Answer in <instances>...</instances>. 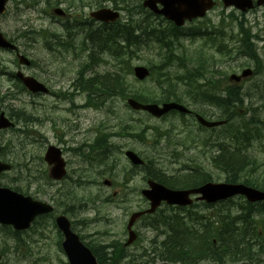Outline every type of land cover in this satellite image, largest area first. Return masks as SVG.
Here are the masks:
<instances>
[{"label":"rangeland","instance_id":"obj_1","mask_svg":"<svg viewBox=\"0 0 264 264\" xmlns=\"http://www.w3.org/2000/svg\"><path fill=\"white\" fill-rule=\"evenodd\" d=\"M47 3L52 5L46 6ZM138 3L141 6L142 0H130L129 9L132 11H124L121 17L122 24H127L131 17L134 23L140 22L141 27H147L145 36L140 35L139 31H133L135 36L139 37L128 45L132 47L131 53L125 56L128 58V63L122 68L117 67L118 62L106 57L107 52L102 50L100 54L104 60L105 57L108 59V63L94 68L92 73H90L91 70H87L88 68L83 70L87 51L78 53V50H75L77 54L71 56L66 55L69 50L65 48L49 52L43 48L41 35L43 33L62 35L61 24H66L69 28V24L87 21L88 14L96 6L112 8L113 3L109 0H11L6 12L0 18V32L14 41L20 52L34 62L31 69H22V72L47 84L53 92L51 96L37 97L22 92L21 87L15 86L8 78L9 74L17 70L14 56L0 50V97L4 99H0V111H3L15 124L13 128L0 132V146L3 149L0 159L11 162L14 167L10 173L4 174L0 179V186L13 190L20 189L22 193L30 194L28 196L36 201L52 203L50 199L55 198L58 201L56 211L65 212L74 230L82 234L87 242L92 240L107 243L114 241L113 238H109L112 235L116 241L123 242L126 238L124 228L129 214L144 205L138 193L143 188L142 173H137V176L128 184L127 192L132 193L130 202L118 203L116 197L115 203L104 202L105 198L113 197V193L119 189L116 188L117 182L121 180V176L125 177L126 171L130 169L131 165L123 156L125 150H132L143 160L155 161L153 165L150 163V166H153L156 171L163 170L167 175H179V172L184 175L185 173L180 171L183 169L182 166L190 164L191 171H204L211 181L225 182L228 175L226 170L218 163H215L214 167L211 166L207 159L210 160L211 156L221 152L222 144L229 143L237 137V141H234L235 146L248 155L238 174L240 180L248 177L264 188V86L255 89L250 85L247 90L245 89L249 94L248 98H244V103L238 104L237 108L231 112V117L228 116L231 119L230 122L228 120V126L223 129H214L212 133L208 130H200L190 117L182 118L171 113L163 118H151L143 113L131 111L125 105V96L130 97L133 93H141L157 100L160 93L169 91L168 83L171 82L176 88V95L178 94L183 104L194 113L208 119L223 116L227 107H220L215 101L214 79L201 75L202 71H200L195 79L199 81L198 83L175 82V75L183 74L181 68L184 62L175 69H171L173 65L171 67L169 65L171 61L178 62L180 54L190 61L195 57V52L201 54L203 65L206 62L207 52L214 50L216 56L213 60H209L208 64L212 70L208 69L206 72L214 71L215 80L220 82V87H224L228 84L227 77L244 64V60L236 58L237 52L234 50L247 51L251 47L246 46V41L237 43L238 41L232 40L225 43L226 47L220 43L211 42L199 48L198 39L195 44L191 43L187 37L177 40L174 35H169L172 31L170 23L162 18H153L146 11L149 15L143 13L144 11L134 10ZM55 4L57 6H54ZM31 5L33 7H30ZM52 6L61 7L71 15L70 23L49 18L46 12L50 11ZM230 13V9L224 10L218 0L216 7L206 16L205 21L209 20L208 22L186 23L181 32L185 33L193 28L196 33L205 34L210 23L219 26L222 22L231 30V35L233 30L236 32L238 29L240 32L245 26L251 27V32L254 34H262L264 6L243 14L244 19L240 13L234 11V14L229 17L235 16L237 22L227 18ZM145 18H148V22H152L153 25L147 24ZM92 25L93 28L98 27V24ZM151 29L155 32L152 33ZM229 29L226 30L227 33ZM97 33L94 35L96 36ZM82 36V33H78L76 40L80 41ZM256 48L259 52L262 51L259 41L256 43ZM222 49H224L222 51L224 58L219 57V50ZM87 59H89L88 56ZM95 63L98 62L95 61ZM138 65L152 69L154 72L152 77L142 82L135 80L132 76V68ZM184 67L190 68V63L185 64ZM81 69L82 76L95 74L96 81L102 76L112 81L116 74L120 78L123 77L125 96H116V88H114L110 99L105 98L104 107L86 110L79 108L85 98L90 106L97 99L94 93L89 92L87 86L83 87L89 90L84 91L85 94H81L73 87L72 81L76 82L75 80L77 85L81 86L78 83L79 75L77 74ZM165 71L171 75L168 76V82L164 84L161 80L162 83L155 80L157 76H161L158 73H165ZM191 74L195 75L192 71ZM258 82L260 80L254 79L250 83ZM181 88L185 95H181ZM60 94H64L66 98L57 97ZM242 110H248L247 115ZM27 116L31 118L27 119ZM249 121L253 122L252 125L248 130H244ZM120 130L123 133L128 131L134 137L125 138L117 132ZM141 130L143 134H139ZM256 130L260 131L255 132ZM115 132L116 151L112 150L108 154L109 161L105 172L97 166L90 167L89 164H83L77 158L85 142H92L95 135L102 136ZM49 145L59 147L68 162L69 175L66 180L57 184H51L46 180L43 167L42 158ZM154 169L150 168L151 171ZM100 172L104 173L99 174ZM116 175L119 176L116 177ZM104 180H109L112 187L102 185ZM37 189L40 193H36ZM61 195H65V199H60ZM241 202V200H234L225 207ZM219 209L222 212L227 210L219 206L204 208L197 205L191 213L193 219L190 217L189 221L198 229L206 220L214 221L215 224ZM238 209L230 208L229 210L235 214L239 212ZM180 214L187 216L185 212ZM10 231H12L10 228L0 226V252L3 253L0 264H66L64 254L58 247L61 236L54 226L53 215L38 219L31 229L19 233L16 240L11 238ZM137 231L140 239L129 249V252L139 255L141 251H138L142 247L148 248L154 233L144 228L142 222L138 223ZM155 240L160 241V239ZM148 255L151 256L150 253ZM145 259L146 257L142 258V260ZM202 264L214 263L207 261ZM225 264H264V254L260 256L258 263L230 261Z\"/></svg>","mask_w":264,"mask_h":264},{"label":"trees","instance_id":"obj_2","mask_svg":"<svg viewBox=\"0 0 264 264\" xmlns=\"http://www.w3.org/2000/svg\"><path fill=\"white\" fill-rule=\"evenodd\" d=\"M113 3V6L124 11L131 12L129 9L128 0H109ZM136 11L143 12L140 4H136ZM146 23H148V18H145ZM147 27H141L140 22H133L130 17L127 21V24H122L117 22L116 25H112L110 29H106L102 35L97 33L92 35L88 34L90 38H93L99 47L103 46L105 51L113 53L116 50V63L122 68V66L128 63V58L125 56L131 53V44L132 41H135L139 36H135L133 31L140 32V35L145 36V31ZM179 30L175 29V36H178ZM151 32L154 33L155 30L151 29ZM192 36L193 34H189ZM119 56H121L119 58ZM211 61V59H210ZM192 67L191 71L195 75L189 73L190 71H185L182 75H175V80L177 82H183L186 84L198 83V80H195L200 71L205 73L211 66L208 63L202 65L201 61H191ZM195 63V64H194ZM151 69V74H153ZM211 74V72H207ZM202 74V73H200ZM164 79L167 76H171L169 73H161ZM159 77H161L159 75ZM87 80V82H86ZM159 82H165L164 80H158ZM197 81V82H196ZM161 82V83H162ZM78 83L85 87L87 86L89 90L87 91L92 93V90L101 86V89L111 91L116 88V96L124 97L125 92V83L123 77L120 78L116 74V77L113 79V82L110 78L102 76L98 81L94 77L89 79H82L80 74L78 78ZM109 83H113V86ZM108 85V86H107ZM111 85V86H110ZM116 85V86H115ZM184 88V87H183ZM181 88V90L183 89ZM192 90V89H191ZM135 100L140 102H156L155 99L148 98L141 93H134L131 95ZM162 97L158 101H176L180 102L181 98L176 95L169 94V91L160 93ZM126 97V96H125ZM234 99L239 102V98L234 97ZM238 99V100H237ZM220 107L225 106V101H216ZM234 104L232 102L230 105ZM22 116V115H20ZM249 124L246 123L244 130H248ZM238 138L235 137V140ZM246 157L242 153H221L217 157L218 165H221L227 175V182L236 183L240 181L238 176L239 172L242 170V164L244 163ZM238 164V165H237ZM151 171V170H149ZM160 171L155 169L151 171L152 174H159ZM158 182L163 183L164 185L171 188H190L196 187L201 183L205 182L206 177L201 176H189L183 182L179 183L176 178L168 177L166 178L160 173V177H150ZM242 183L248 186L255 188H260L258 184L251 181L246 177L243 179ZM261 189V188H260ZM18 192H21L20 189H17ZM36 193H38L36 191ZM247 205V206H246ZM244 210H241L238 214H232L230 210L222 212L221 209L218 211V220L209 221L206 220L205 223L200 224V229H194V227L188 225L183 218L178 214H174L172 218L167 220H161L160 224L157 223L156 228L158 231L162 229V233H165V237L162 242L159 244V258L164 261L179 263V264H199L201 261L207 260L214 264H223L225 259L227 261H256L257 263L260 260V256L264 254V204L250 205L246 204ZM226 206V205H225ZM179 218V219H176ZM160 225V226H159ZM173 226V227H172ZM162 227V228H161ZM165 228V229H163ZM194 230V231H193ZM10 236L14 240L18 238L19 233L10 231ZM3 252V250H2ZM152 263V260L150 264ZM144 264H148L145 262Z\"/></svg>","mask_w":264,"mask_h":264},{"label":"water","instance_id":"obj_3","mask_svg":"<svg viewBox=\"0 0 264 264\" xmlns=\"http://www.w3.org/2000/svg\"><path fill=\"white\" fill-rule=\"evenodd\" d=\"M6 0H0V14L4 11V4ZM224 7L232 6L240 11H247L253 8L251 0H222ZM264 0H259L256 5H261ZM157 4L161 6L158 10ZM214 5V0H145L143 6L151 11L163 15L166 19L173 22L176 26H181L185 20H192L197 17H203L207 10H210ZM56 15H62L61 10H55ZM91 17L95 20L104 23H113L119 18V13L111 9H100L91 13ZM0 48L4 50H14L15 47L9 43L0 33ZM20 64L29 65V62L23 57L18 56ZM135 76L142 80L148 75L145 68L137 67L134 69ZM16 76L21 80L24 87L31 93L45 91V88L31 77H24L17 73ZM128 105L135 110H143L154 117H160L170 110L179 112H186V109L177 103H166L162 107L154 104L140 105L132 99L128 100ZM198 121L206 127H214L220 123H207L202 118L198 117ZM12 124L8 122L3 114H0V129L11 127ZM126 156L130 161L139 165L141 160L132 152H127ZM46 163L51 167L50 176L53 179H61L65 174L64 162L60 157V151L54 147H49L44 157ZM10 167L0 163V173L9 170ZM150 190L142 191V195L149 200L150 209L146 213H153L161 202L169 205L185 206L190 205L192 201L189 195L200 194L201 197L197 200L205 201L206 203H214L218 200H223L234 195H241L246 198L248 202L264 201V192L258 191L240 184H213L208 183L199 189L189 191H169L165 188L149 183ZM51 212V208L39 202H34L30 198H25L9 189L0 188V224L11 226L16 231L27 229L31 222L38 215ZM139 213L133 214L129 221V227L133 221L139 217ZM56 224L63 233L65 241L63 242V250L67 256L69 264H95L94 258L90 252L85 249L77 240V238L70 232L69 224L63 217L56 219ZM134 235L130 233V240L132 241Z\"/></svg>","mask_w":264,"mask_h":264},{"label":"flooded vegetation","instance_id":"obj_4","mask_svg":"<svg viewBox=\"0 0 264 264\" xmlns=\"http://www.w3.org/2000/svg\"><path fill=\"white\" fill-rule=\"evenodd\" d=\"M245 29L251 30V27H246L245 26ZM254 37H255V35H251V38L250 39H251V41L255 45L254 48H253V51H254V53L257 56V61L256 60H252V59L251 60H248L246 67L247 68L248 67H251L253 69L252 70V75H250L249 77H247L245 79H242L241 80V83H242L241 85L244 84V86L246 88H248L251 85V86H254L255 89H257L259 87L264 86V80H262V75H263L262 72H263V69H264L263 68V65H264V23H263V31H262V34L260 33V35H257V39H256L257 41H255V38ZM258 41L261 43V49H262V51H260V52L256 48V43ZM244 69H246V68H244ZM253 79H258V80H260V82H258L256 84L250 83ZM43 84L46 85V87H47V84H45V83H43ZM230 85L233 86V84H230ZM48 95L49 96L53 95V92L51 91V89H49V94ZM242 100H244V99H241V101ZM229 107L232 108L231 105ZM229 107H227L226 109H229ZM187 116H189L190 118L191 117L194 118V113L191 111ZM107 139H108L109 142H111L113 144L112 145V148L114 149V151H116V132L115 133H112V135H109V137ZM207 160H208L209 163H211V166H213L211 159L210 160L207 159ZM190 166H192V165H190ZM114 196H116V198L117 197H122V200L123 201H130L131 200V193L130 192H127V190H124V193H123V190L120 189V188L118 190H116V193L113 194V197Z\"/></svg>","mask_w":264,"mask_h":264},{"label":"bare ground","instance_id":"obj_5","mask_svg":"<svg viewBox=\"0 0 264 264\" xmlns=\"http://www.w3.org/2000/svg\"><path fill=\"white\" fill-rule=\"evenodd\" d=\"M78 3V2H77ZM108 3V2H107ZM147 24H149V25H153V23L152 22H148ZM97 36V35H96ZM95 36V37H96ZM175 36V35H174ZM95 41V40H94ZM79 55V54H78ZM166 79H164L163 78V76L161 75V77H159V76H157V78L155 79V80H164L165 82H164V84L166 83V82H168L169 81V78H168V76L167 77H165ZM82 79L83 80H85V79H87V78H84L83 76H82ZM174 80H175V77H174ZM86 82H87V80H86ZM113 82V81H112ZM175 82H177V80L175 81ZM169 85V94H171V95H175L176 93H177V91H176V88H175V86L174 85H172L171 84V82H169L168 83ZM177 84V83H176ZM166 91V90H165ZM181 95H185V93L181 90ZM238 100V99H237ZM234 105L235 104H232L231 106L232 107H234ZM80 111V110H79ZM259 127V126H258ZM120 136H122V135H120ZM185 153V152H184ZM75 156V155H74ZM185 160V159H184ZM16 161V160H15ZM159 161V160H158ZM155 165V164H154ZM156 166V165H155ZM158 167V166H157ZM161 172V171H160ZM160 172H159V174L157 173V174H152L151 173V171H149V173H146V176H148V177H151L152 175H153V177H160ZM186 178L185 177H182V176H178V178H177V180L179 181V183H181V182H183L184 180H185ZM162 185H164L163 183H161ZM166 186V185H165ZM47 192V191H46ZM64 211V210H63ZM173 227V226H172ZM194 231V230H193Z\"/></svg>","mask_w":264,"mask_h":264}]
</instances>
